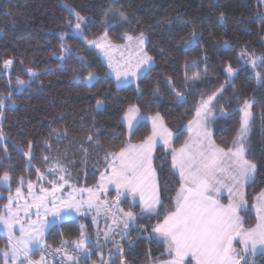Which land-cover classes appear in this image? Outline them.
Masks as SVG:
<instances>
[{
  "label": "snow or ice",
  "instance_id": "snow-or-ice-1",
  "mask_svg": "<svg viewBox=\"0 0 264 264\" xmlns=\"http://www.w3.org/2000/svg\"><path fill=\"white\" fill-rule=\"evenodd\" d=\"M258 3L264 4V0H258ZM65 7L69 15L64 20L67 31L59 35L60 60H67L73 55L71 45L65 42L66 38L81 40L91 48L99 50L107 63L104 73L106 78L114 76L120 90H126L135 83L136 96H142L140 81L147 78L156 67L153 56L145 48L148 43L145 33L141 31L133 35L124 30L119 39L125 43H113L109 32L113 27L128 23V20L122 13L117 16L115 12H105L102 21L104 32L96 39L89 40L85 33L93 23L92 19L70 5ZM219 19H225L224 12L219 13ZM183 23L189 24L193 21L189 19ZM261 23L264 24V18ZM199 40L200 37L193 28L191 37L182 41L184 51L189 52L193 47H200ZM221 46L226 51L234 49V45L227 40ZM126 51L127 56L124 55ZM117 52L120 53L119 58L116 56ZM236 59V67L231 63L224 67V82L207 95L199 88L201 72L195 71L189 76L192 68L197 67V61L184 62L183 90L178 89L173 76H164V82L178 103L184 102L187 94L200 92V100L192 119L183 127H178L175 132L168 128L160 111L145 116L137 103H129L117 121L121 127L126 128L128 140L119 151L105 154L106 167L100 173L96 184L91 187L77 188L69 183L71 173L56 159L45 170L56 177L55 179L46 180L45 173L36 169L37 183L41 185L38 193L34 183L29 180L25 195L22 191L24 178L21 176L19 186L13 194V176L9 169L14 165L10 163L11 156L8 155L5 144L3 155H0V167L5 169L0 173V185L6 186L9 194L7 203L0 208V232L7 233V243L0 248L3 264H49V260L52 264H88L97 250H100L98 259L93 264H115L117 258L119 264H128V252L123 241H127V248L131 249L140 239L150 242L155 240L165 246L168 259L155 260L152 264H260L257 257H264V188H260L252 197L251 204L247 189L252 187L255 190L264 183V172L261 171L264 164L253 155L251 144L258 118L261 121V135L264 136V103L252 95L244 98L243 103L232 111L223 104L217 108V104L221 100L228 101L229 104L233 98L239 100L235 81L245 74L247 79L255 81L256 89L264 90V52L257 55L254 49L249 51L244 46L236 53ZM80 61L81 69L88 67L84 57L81 56ZM203 61L204 75H207L209 66L206 54ZM13 64V59H5L0 65V75L8 74L9 88H12ZM25 71L28 79H22L18 75L15 78L16 87L6 95L0 93V120L3 119L5 111L15 105L13 96L16 92L30 88L33 80L40 75L39 70L31 67ZM83 79L90 86H95L99 75L89 69ZM228 87L233 90L232 96H225ZM152 96L158 101L162 100L158 84L153 87ZM258 103L261 106L257 112L254 109ZM103 105L104 101L97 99L96 108L99 110ZM237 111L240 113L238 126L230 143L226 137L221 138V142L226 145L222 147L214 139L211 126L230 118ZM146 121L151 122L150 133L139 142L132 143V137ZM184 131L188 132V136L183 144L179 148L173 147L174 141ZM53 134L59 142L67 135V130L60 132L53 129L50 136ZM87 139L90 143L93 142L91 135ZM6 140V135L0 129V144ZM95 143L99 145V141ZM44 144L51 150L52 145L48 141ZM160 145L171 152L170 172L173 176L178 175L179 187L172 198L175 210L165 214L162 220L158 219L149 232L145 225H138L137 222L153 215L159 218L160 207L164 203L167 185H162L154 166V152ZM27 147L28 150L23 151L22 155L27 158L26 170H30L35 159L31 140ZM260 150L264 156V143ZM84 152L86 162L87 149ZM41 158L45 163L53 160L50 156ZM45 180L50 187L43 186L42 182ZM66 185L71 189L67 194L63 191ZM113 189L115 196L109 200L108 193ZM225 190L228 200L226 204L219 198ZM102 196L104 199H101ZM0 199H3L2 191ZM125 201L129 202L127 210L119 207ZM137 205L139 211L134 210ZM252 210L256 214V224L246 228L244 216L241 214ZM93 212L95 215H92ZM101 213L106 217V227L103 230L99 227ZM89 215H92V223L96 226L95 239L89 233L88 225L81 222L74 238L61 239L55 248L47 242V236L54 234L55 229L77 224L81 218ZM133 231L136 233L135 237L131 235ZM60 235L63 237L64 233L61 232ZM117 236L120 239H116ZM108 244L112 247L108 249V257L105 258L103 248ZM37 252L40 253V258L33 259Z\"/></svg>",
  "mask_w": 264,
  "mask_h": 264
},
{
  "label": "trees",
  "instance_id": "trees-1",
  "mask_svg": "<svg viewBox=\"0 0 264 264\" xmlns=\"http://www.w3.org/2000/svg\"><path fill=\"white\" fill-rule=\"evenodd\" d=\"M65 5L89 16L93 23L89 26L85 35L87 39H95L104 32L102 23L105 12L121 13L127 17L128 23L113 27L109 32V38L115 42L124 30L130 33L143 31L148 36L146 50L153 56L156 67L147 78L140 81L143 95L139 98L135 94L136 84L133 83L126 90L117 88L115 78H106L107 63L97 49L91 48L81 40L66 38V44L71 45V58L61 61L59 51V35L67 31L64 20L68 17ZM225 13V19H219V13ZM264 4L258 0H0V65L5 59H13L11 69L12 88L7 86L8 74L0 75V93L7 94L16 87L15 78L20 76L28 79L26 69L31 67L39 70L40 75L33 80L30 88L17 91L13 96L16 103L4 113L0 120V129L7 140L0 144V155H3V147H8L10 163L14 165L11 171L13 179L11 191L15 193L19 186L20 177L24 178L23 189L27 190V183L31 180L37 183L36 169L45 173L46 180L53 177L45 170L52 162L59 159L67 171L71 173L70 180L78 187H91L96 184L100 173L106 165L104 156L107 152L119 151V148L127 142V130L121 127L117 121L124 108L129 103H137L144 114H154L160 111L165 123L170 130L176 131L192 119L195 108L200 100V92L196 91L186 95L184 102H177L164 82V76L171 75L175 79L178 89H182L184 83V62L197 61V67L189 72L200 71L202 80L199 88L205 95L210 94L224 82V67L231 63L237 65L236 53L244 46L249 51L255 50L259 55L264 52ZM191 19L193 23L185 24L183 21ZM171 20V23H169ZM74 21V18H73ZM193 28L200 37V47H193L185 52L183 40L191 37ZM224 40L234 45L233 50L226 51L221 45ZM163 49V51H161ZM55 53V55H53ZM208 57L209 71L204 75L205 63L203 56ZM84 57L88 67L81 69L80 57ZM23 62V63H21ZM91 69L98 73L99 81L95 86H90L85 79L87 71ZM78 77V78H74ZM159 85L162 100L154 99L152 89ZM236 96L230 101L221 100V104L228 107L229 111L243 103V99L255 95L257 100L264 103V90L256 89L255 81L246 78V74L235 81ZM232 88L228 87L225 96H232ZM97 99L104 101L101 109L96 108ZM260 104L254 111L259 110ZM240 113L237 111L230 118L213 124L214 139L222 147L226 146L221 138H227L229 143L238 126ZM53 129L60 132L67 130V135L57 141L55 134L50 136ZM151 131V122L142 123L138 131L132 137L131 142L142 140ZM115 134V135H114ZM93 137V142L88 141V136ZM188 132L174 141L173 147L179 148L187 138ZM33 143L35 159L30 170H26L27 158L22 155L28 150V141ZM45 141L52 145L48 150ZM99 141V145L95 142ZM264 136L261 135V121H255V129L252 134V153L256 159L264 164V156L261 155V144ZM87 158L85 162V152ZM156 159L154 166L157 169L162 185H167L164 193L163 206L160 207V216L145 217L137 222L143 224L151 232L152 227L163 216L175 209L173 197L179 187L178 175L173 176L171 169V152L163 145L157 147L154 152ZM50 156L52 161L45 163L41 158ZM8 163V161H5ZM5 169L0 167V173ZM264 172V167L261 168ZM43 181V185L48 186ZM39 184V183H37ZM40 185V184H39ZM264 188V183L253 190L247 189L249 203L252 197ZM3 199H0V208L7 203L8 188L0 185ZM127 207H129V202ZM139 211L137 205L134 209ZM243 215L246 223L252 226L256 223L254 211ZM83 220L89 221V228L93 226L89 217ZM66 225L62 229H55L54 234L47 236L49 244H57L61 239H72L78 233V224ZM63 232L62 237L60 233ZM135 237L136 233H131ZM147 235V233H145ZM7 243V237L0 232V247ZM128 252V264H152L155 260L168 259L165 254V246L156 243L155 240L140 239L136 245L128 249L127 241L124 242ZM98 257V253L93 254ZM260 264H264V257H257ZM119 264V258L115 260Z\"/></svg>",
  "mask_w": 264,
  "mask_h": 264
},
{
  "label": "rangeland",
  "instance_id": "rangeland-1",
  "mask_svg": "<svg viewBox=\"0 0 264 264\" xmlns=\"http://www.w3.org/2000/svg\"><path fill=\"white\" fill-rule=\"evenodd\" d=\"M131 34L136 35V34H138V33H131ZM145 35H146V37L148 38L147 34H145ZM95 39H96V38H95ZM91 40H92V39H91ZM112 42L115 43V44H124V43H125V41H122V42H115V41H112ZM145 48H146V45H145ZM98 51H99V50H98ZM148 53H149V52H148ZM119 55H120V53L117 52V53H116L117 58H119ZM124 55L127 56V55H128V52L126 51V52L124 53ZM149 55H150V53H149ZM86 82H87V81H86ZM87 83H88V82H87ZM146 115H148V114H146ZM69 183L73 184L71 180H69ZM34 185H35V184H34ZM73 185H74V184H73ZM43 186H44V187H50V185H48V186L43 185ZM75 186H76V185H75ZM65 187H68V186L66 185ZM76 187H77V188H81V187H83V186H81V187L76 186ZM22 191L24 192L25 190L22 189ZM38 191H39V190H38ZM38 191H37V193H38ZM63 191H64L65 194H67L69 191H71V189L68 187L67 190H66V188H64ZM13 194H15V193H13ZM24 194L26 195L27 192H26V193L24 192ZM114 196H115V193H114V195H109V194H108V197H107V198H108L109 200H111ZM219 198H220V200H221L222 203H225V204H226V203L228 202V200H227V191L225 190ZM101 199H104V197L102 196ZM21 202H22V201H21ZM119 207L124 208L125 210H127V209H128V207H127V202L125 201L124 203L120 204ZM252 211H254V210H252ZM254 213H255V211H254ZM92 215H95V212H93ZM92 215L87 216V217H89L90 223H91V225L93 226V228H92V229H88V231H89V233H91V234L93 235V239H95L96 226L93 225V223H92ZM241 215L244 216L243 213H242ZM255 215H256V214H255ZM87 217H86V218H87ZM34 218H35V217L33 216V219H34ZM83 219H84V218H81L82 223L88 225V228H89V221H87V220H83ZM105 220H106V217L104 216L103 213H101L100 218H99V227H100L101 230H103V229L106 227ZM108 222H109V223L111 222L110 219L108 220ZM255 224H256V223H255ZM255 224L252 225V226L247 225V223H246V218H245V216H244V226H245L246 228H247V227H253V226H255ZM4 233H6V232H4ZM6 234H7V233H6ZM16 235H17V236L19 235V231H18V230L16 231ZM101 239H102V237H101ZM116 239H120V236H117ZM124 242H125V241H123V243H124ZM111 247H112V245H111V244H108V245H106V246L103 248V253H104L105 258L108 257V249L111 248ZM0 248H3V246L0 247ZM99 251H100V250H97V253H98V254H99ZM97 259H98V257H97ZM0 264H3L2 258H0Z\"/></svg>",
  "mask_w": 264,
  "mask_h": 264
},
{
  "label": "built area",
  "instance_id": "built-area-1",
  "mask_svg": "<svg viewBox=\"0 0 264 264\" xmlns=\"http://www.w3.org/2000/svg\"><path fill=\"white\" fill-rule=\"evenodd\" d=\"M59 242L57 244H51L53 246V248H55L56 246H58ZM40 258V253L37 252L35 253V255L33 256V259H39ZM97 259L94 258L93 256L91 257V259L88 261V264H93V261H96ZM49 264H52L51 260H49Z\"/></svg>",
  "mask_w": 264,
  "mask_h": 264
},
{
  "label": "crops",
  "instance_id": "crops-1",
  "mask_svg": "<svg viewBox=\"0 0 264 264\" xmlns=\"http://www.w3.org/2000/svg\"><path fill=\"white\" fill-rule=\"evenodd\" d=\"M150 115H153V114H148V115L145 114V116H150ZM138 142H139V141H138ZM132 143H137V142H132ZM217 144H218V143H217ZM34 184H35L36 191H38L41 185H39V184H37V183H34ZM65 188H66V190H67L68 187H65ZM24 192L26 193L27 190H25ZM114 193H115V191H114V189H113V190L109 191L108 194H109V195H114ZM85 195H86V194H85ZM174 210H175V209H174ZM174 210H173V211H174ZM1 233L4 234V235L7 237V234H6V233H4V232H1Z\"/></svg>",
  "mask_w": 264,
  "mask_h": 264
}]
</instances>
